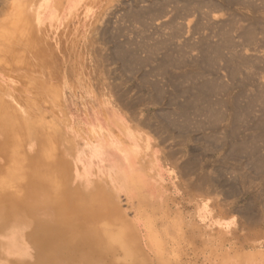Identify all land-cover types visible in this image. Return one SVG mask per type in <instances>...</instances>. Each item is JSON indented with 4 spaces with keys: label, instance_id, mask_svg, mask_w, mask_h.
I'll return each mask as SVG.
<instances>
[{
    "label": "rangeland",
    "instance_id": "rangeland-1",
    "mask_svg": "<svg viewBox=\"0 0 264 264\" xmlns=\"http://www.w3.org/2000/svg\"><path fill=\"white\" fill-rule=\"evenodd\" d=\"M27 1L0 0V28L15 32ZM199 1L51 0L26 10L38 46L21 41L25 66L0 41L16 155L45 160L69 202L40 199L37 219L106 203L148 264H264V0Z\"/></svg>",
    "mask_w": 264,
    "mask_h": 264
},
{
    "label": "bare ground",
    "instance_id": "bare-ground-1",
    "mask_svg": "<svg viewBox=\"0 0 264 264\" xmlns=\"http://www.w3.org/2000/svg\"><path fill=\"white\" fill-rule=\"evenodd\" d=\"M50 1H27L24 6H19L17 9L20 18L15 25V32L11 30L12 28L9 30L6 25L0 28V41L5 42L2 48L6 55L4 57L9 56L14 65L21 67L26 65L23 62L27 59L19 49L21 41L33 51L38 46V40L35 39L37 23L32 22L26 10L33 4L39 7ZM178 1H183L189 6L193 0ZM240 1L221 0V3L230 6ZM204 4L211 7L217 6L212 0H202L197 3L199 7ZM9 36L18 40V43L16 40L15 43H10L9 39H5ZM209 91L205 90V94L199 95L204 102H207ZM1 98L0 139L4 137L5 141L3 140L0 150V158L2 157L0 161V240L8 234L13 235L15 241L10 249L0 243V251L8 250L6 252L13 253L15 258L7 262L0 259V264H148L134 241L131 228L117 217L115 209L105 206L106 203L86 208L87 205H82V202L73 201L69 208L73 211L68 209L64 219H53L47 222L37 219L35 214L40 210L37 206L40 199L68 205V200L60 195L63 180L56 179L55 171L50 174L45 173L48 167L45 160L40 164H34L35 159L25 160L23 156L18 158L16 154H20L21 146L18 143L20 142L18 139L20 126H17L15 122L17 110L12 111L13 117L7 105H5L6 108L3 107ZM30 126L40 144L49 143L48 131H51V128H48L47 124L40 120ZM3 147H6L9 152L5 158L3 152L6 150ZM6 163L10 166L5 167ZM34 166L35 171L39 173L32 178ZM19 173L20 177H18ZM9 183L13 184V187H10ZM95 201L96 197L91 200V203ZM116 250L120 251L121 257L115 256Z\"/></svg>",
    "mask_w": 264,
    "mask_h": 264
}]
</instances>
